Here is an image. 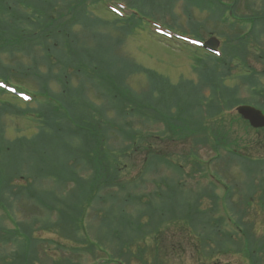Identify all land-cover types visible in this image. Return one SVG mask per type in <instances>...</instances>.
I'll return each mask as SVG.
<instances>
[{
	"label": "rangeland",
	"instance_id": "1",
	"mask_svg": "<svg viewBox=\"0 0 264 264\" xmlns=\"http://www.w3.org/2000/svg\"><path fill=\"white\" fill-rule=\"evenodd\" d=\"M88 1V10L92 12L93 17L98 19L99 23L87 25L85 28L82 24L75 25L73 30L78 32L79 36L76 50L84 53L83 60L103 67L100 75L119 74L117 77L118 85L124 91L125 96L122 94L121 101L128 97L130 104H132L131 95L136 96L137 100L142 99V95L143 98L152 101L160 89L155 92L151 83L161 77L169 79L172 85H178L185 80H194V83L199 81V75L195 73V67H193L196 59V56L193 57L192 55L193 47L191 49L185 43L190 46L193 45L189 41L176 38L178 34L185 35L187 39H192L191 37L195 35L203 36L205 40L216 37L220 41V47L224 46V43L231 37L229 36L231 31L218 22V19L222 18L219 5L211 6L204 0ZM128 1L132 2L133 11L137 13L138 18L133 20V25L136 26L135 30L126 33L114 26L118 19L109 5H115L117 9L120 6L119 3L122 4L125 7L122 18L125 19L131 13ZM223 1L226 4H232L233 0ZM251 1H254L257 7L261 3L260 0ZM59 2L62 7H65L66 4L62 0ZM243 2L244 0H240L238 9L243 8ZM61 5L54 13H59ZM238 12L241 14V10ZM227 16L228 14H226ZM150 21H158L166 27L173 28H170L172 40H168L159 34L155 30V24L153 26L151 22L149 25ZM228 22L230 23L231 19H228ZM191 27H196V30L191 29ZM242 41L244 45V40ZM31 50L32 54L22 52L12 54L9 49L0 53L1 64L8 66V71L0 70V80L5 79L18 89L35 94L36 90H43L40 82L35 79V76H32L33 73L30 70V67L35 63L38 71L46 74L45 89L50 91V94H40L44 97L39 96L31 103L18 99L7 101V96L0 94V242L3 239L6 241L0 243V252L14 256L12 258L0 253V258L5 257L6 263L15 264L16 252L17 256L20 257L21 250L24 251L26 245L42 244L44 239L53 238L58 239L62 244H69L71 237L68 232L73 228H81L82 226L89 229L86 233L88 234L87 237L92 241H100L90 246V251H97L96 255L85 253L84 260H77V257L75 260L67 251L56 252L54 246L42 244L38 248L40 260L31 257L29 264H41L39 262L51 264L48 255L57 259L63 257L69 263L81 261L80 264H94L93 260H99L96 264H100V261L107 263L113 260L111 254L116 252L114 250L115 243L109 244L112 248V252L109 253L104 248V243L106 242L105 245L108 243L105 239L107 234L102 233L97 236L93 229L100 227L101 219L108 213L109 208L114 206V209L118 210V204L112 203V196L116 195V201L120 202L123 198L122 195L129 192V190L123 192L117 186L121 181H124L131 182L130 184L138 183L139 186L131 190L133 197L131 203L124 206V213L137 215L142 210H146L150 213L156 212L155 215L159 216L160 213L167 211L168 215L171 216L173 224L167 223L166 220L161 232L159 230L153 231L160 232L155 233V235H162L159 237L161 238L159 242L162 249L161 254L169 258L170 264H248V260L240 253H216L212 257L204 256L202 254L203 246L199 244V234L196 230H192V224H188L187 232L184 231L185 216L200 193L211 187L210 178L214 174L221 179L216 189L220 198L224 196L225 185L235 193L227 208L224 210L220 208L217 213L211 215L214 217L224 216V229L241 235L234 223L239 217L238 211L243 206L246 207V200H248L249 195H252V202L248 207L251 214L247 216V220L254 224L257 233H263L264 209L261 207L263 189L260 183L262 174L257 175L256 180H254L261 190L253 188L250 184L252 177L240 161L232 162L227 166L228 151L226 149L220 150L221 160L218 165L217 161H213L215 156L217 157L216 152L211 147L201 148V146L198 148V157L202 162H208L213 174L204 176L202 172H195L194 165L191 162H186L183 158L184 153H188L192 147L191 141L182 142L181 140L174 139L171 141L167 139L168 137L163 131L169 129H164L165 124L155 121L149 114H136L135 112L132 116L124 117L121 110L118 111L121 103L118 104V108L111 106L103 90H98L92 86L90 81L82 75L74 73L72 69H69V73L65 74V78L71 82L70 85L78 88L84 81L88 87L83 94L74 91L73 99L79 104L67 106L66 102L63 101L64 98L61 97L63 92L64 97L67 93L62 84L64 79L61 77L59 68L49 69L47 63L42 61L41 57L45 51L41 46H35ZM262 61L264 62V59ZM262 61L258 62L251 59V63L258 71L263 70ZM123 63L129 65L133 63L134 66L138 64L143 70L153 71L155 77L158 76L159 78L148 77L143 70L136 71L133 66L120 68ZM10 69L13 72H9ZM240 72L243 71L234 70L232 78L227 79L226 84L232 88H237L236 98L238 100L257 106L255 102L257 100L261 102V99H258L248 85L242 83L239 78ZM23 74H27L28 77L21 78ZM95 83L99 84L100 79L96 78ZM260 84H264V79H261ZM206 94L208 95V90ZM139 95L140 97H138ZM45 98L50 99V105L43 113L40 109L44 107L43 103H47ZM5 102L13 103L15 108L5 110L3 108ZM85 103L86 106H84ZM18 109L25 112L19 114ZM105 110H107L106 114ZM86 112H88V116L84 118L74 116V114ZM127 122L134 123V128L140 129L139 136L135 140L136 144L123 138L120 132V126H125ZM84 124L87 125L88 128L86 129L88 130L85 129ZM81 127L86 130L87 138L80 135L79 128ZM233 127L232 139H241L242 144L248 142L253 144V142L258 141L257 147L259 148L251 149L250 154L253 158L264 156V149H260L261 147L264 148V133L248 130L244 124ZM98 136L102 140V148L108 160L114 164L118 162L121 170L117 174L119 176L117 184L114 183L109 185V188L105 187L100 190L93 188L94 199L91 202L88 199V189H91V183L88 181L90 179L94 183L91 178L92 176L97 177L95 175L97 169L94 170L95 165L89 163L86 157L90 160L91 157H98L96 153L100 152L99 147L94 150L88 148L90 145H94L90 138L95 140ZM18 140L19 142H17ZM126 147L128 148L126 149ZM148 147L153 151L152 154H148ZM81 148L83 150H80ZM121 150H125L127 154L121 156ZM154 152H158L162 157L153 154ZM150 158L151 170L149 169L144 174L146 171L144 168L147 167L145 160ZM175 163L184 165V173L179 170L178 166L175 169ZM73 172H76L83 180L81 184L85 190V196L77 198L80 201L75 198L79 192L77 189L79 183L74 178ZM139 195L146 197L143 199L135 197ZM199 201L202 202L200 204L202 209L212 206L210 199L205 198ZM75 206L83 211L85 219L84 217L70 218V225L65 228L57 225L52 226L61 219L62 210L65 211L67 217L73 216ZM73 220L75 221L72 225ZM197 227L199 228V226ZM121 228L123 231L125 230L124 227ZM103 231H108L107 226L104 227ZM108 235L110 236V234ZM155 235L146 238V260L148 262L154 261L151 251L156 243ZM5 236L7 239L3 238ZM58 240L55 242H59ZM21 244H23V248H21ZM12 245L17 248L13 253L11 252L14 249ZM46 246L47 248H45ZM135 247H133L134 250ZM142 247L144 248V245ZM173 249H177L178 254ZM99 251L104 252L106 256L99 258L97 256ZM206 251L208 250L206 249ZM8 258L11 259L8 260ZM121 260L130 262V264H142V260L137 259L136 256L129 260L121 257Z\"/></svg>",
	"mask_w": 264,
	"mask_h": 264
},
{
	"label": "trees",
	"instance_id": "2",
	"mask_svg": "<svg viewBox=\"0 0 264 264\" xmlns=\"http://www.w3.org/2000/svg\"><path fill=\"white\" fill-rule=\"evenodd\" d=\"M59 1L60 0H0V53L2 51H8L9 49L12 54L14 52L32 54L31 48L41 46L45 51H42V61L47 63L49 69L58 67L61 77L64 79L62 84L64 85L67 94L64 97L63 92L61 97L64 98L63 101L66 102L67 106H75L79 104L73 99L74 91H79L83 94L84 90L88 87L84 84V81L78 88H74L70 85L71 82L65 78V74L69 73V69H72L74 70V73L82 75L90 81L92 86L98 90H103V93L107 95L108 98H106L108 99V102L111 103V106L118 108V104L121 103L118 111L120 112L121 110L124 117L132 116L135 112L136 114H149V116L151 115L155 121H160L163 125L165 124L166 127L164 126V129H169L163 131V133L167 135V139H170L171 141L174 139L181 140L182 142L191 141L192 147L189 149L188 153H184L183 158L186 162H191L194 165L193 168L195 172H202L204 176L208 175L205 173L209 169L208 162L202 163L198 160V148L200 146L201 148L211 147L213 151L216 152L217 157L215 156L213 161H217L218 165L221 160V154H219L220 150L226 149L228 151L227 166L232 162L235 163L240 161L241 165L246 168L251 177H254L255 172L264 171V157L251 159L246 156L238 155V150L240 149L250 151V149L259 148L257 147L258 141L255 143L253 142V144L250 142L242 144L243 141L241 139L231 138V135L234 133V125L240 126L241 124H244L246 129L253 130L248 122L243 120L235 112L236 106L243 103V101L236 98L237 88H232L226 84V80L232 78V72L234 69L247 66V61L243 58L244 47L242 37L245 33V27L242 24L243 20H239L240 22H224L226 25L225 27L231 31V35H229L231 37L228 38L226 43H224L222 57L218 58L212 55L201 54L202 51L199 49L193 50L192 55L193 57L194 55L196 56L193 67H195V73H198L199 75V81L197 83H194V80H185V82L182 81L178 85H172L169 82V79L161 77L151 83L155 92L160 89L157 96L152 101L143 98L142 95V99L139 98L137 100L135 98L136 96L133 97V95H131L132 105L130 104L128 97H126L124 101H121L122 94L124 96V91L120 89L118 85L119 80L117 77H119V74L100 75L99 73L103 67L99 64L94 65L93 63L90 64L83 60L85 57L84 53L76 50L79 36L78 32L73 30L75 25L82 24L85 28L87 25L99 23L98 19L93 17L91 15L92 12L88 10L89 1L62 0V2L66 4L65 7H62ZM204 1L211 6H214L215 4L219 5L222 9V14L228 11L229 8L233 9L234 15L237 16V13H239L237 12V9L238 5H240V0H233L232 6L225 5L223 0ZM128 2L133 6L131 1ZM60 5L61 9L59 13H54V11H57L60 8ZM116 17L118 20L114 25L115 27L120 28L126 33L135 30L136 26L133 25V20L136 19V17L134 15L125 19L118 16ZM253 23L257 27L259 19L255 18ZM191 29L196 30V27H191ZM223 34L225 35L226 33ZM195 37L203 39V36L195 35ZM130 66L135 67L136 71L143 70L141 66L138 64L134 66L133 63L132 65L123 63L120 68ZM1 69L6 72L8 71V66H3L0 60V70ZM30 70H32V76H35V79L40 82L41 87L44 90H36V92L50 94V91L45 89L46 74L40 73L35 63L30 67ZM9 72H13V70L10 69ZM143 72L146 73L148 77L159 78L157 75V77H155L153 71L144 69ZM26 77H28V75L23 74L21 78L25 79ZM96 78L100 79L99 84L95 83ZM239 78L243 84L248 85L249 88L252 89V92L255 93L258 99H261V102L257 100L255 103L257 104V107L264 111V84H260L261 79H264V74L258 75L244 73L241 74ZM3 81L8 83L5 79H3ZM207 90L208 95L206 94ZM24 91L28 93V91ZM0 94L7 95V101L15 98L19 99L16 96L9 97L8 95L12 94L2 88H0ZM35 95L37 94L35 93ZM138 97H140V95ZM49 103L50 101L43 103L44 107L40 109L43 113H45V109L49 107ZM86 105L87 104L85 103L84 106ZM3 108L8 110L9 108H15V105L11 102H5ZM23 111L24 110L20 109L17 110L19 114ZM106 111L107 110H105V114ZM74 116L84 118L85 116H88V112L84 114H74ZM83 126L85 129L88 128L86 127V124ZM79 129L80 135H83V138H87L88 135L86 130L88 129L85 130L83 127ZM120 132L122 133L123 138L136 144L135 140L139 136L140 129H135L134 123L127 122L125 123V126H120ZM259 132L263 133L264 129L259 130ZM90 139L94 145H90L88 148L94 150L99 147L100 149V152L96 153L98 157H91V160L86 157V160H88L89 163L95 165L94 170L97 169L95 171L97 177L95 178V176H92L91 178L94 180L95 185L90 179L88 181L91 183V189H88V199L92 202L94 199L93 188L100 190L105 187L109 188V185L114 183L117 184V179L119 178L117 174H119L121 168H119L118 162L114 164L108 160L102 148V140L99 136L97 139L95 138V140L92 138ZM17 142H19V140ZM127 148L128 147H126V149ZM136 148H138V146H136ZM147 149L148 154H152L153 151L151 148L148 147ZM260 149H263V147ZM80 150H83V148ZM120 154H122L121 156H124L127 153L125 150H121ZM153 154L162 157L158 152H154ZM150 160L151 158L145 160L147 167L144 168L146 170L144 174H146L149 169L151 170ZM177 166L179 167V170L184 173V165L175 163V169ZM73 173L74 178L79 183L77 184L79 192L75 195V198H81V196L84 197L85 190L81 184L83 180L76 172ZM214 176L218 181H221L217 175ZM130 183L131 182L121 181L120 184H117L123 192L126 190H129V192L122 195L123 198L120 202L116 201V195H114V197L112 196V203L115 205L118 204V210L114 209V206L109 208L107 210L108 213H106L101 219L100 227L94 228L93 231L97 233V236L102 233L107 234L105 235V239H107L109 244L112 242L115 243L114 250L118 254L125 255L129 259L134 254L137 259L144 261V264H148V261L146 260V238L153 234L155 235V233H160L153 231L162 229L166 220L167 223L173 224V222L167 211L160 213L159 216L155 215L156 212L150 213L146 210H142L137 215L129 214L128 212L124 213V206L127 203H131V198L133 197V195H131V190L139 187L138 183ZM260 183L263 189L261 205L264 207V176ZM250 184L253 188L259 187V185L255 184L253 178ZM210 185L211 187L204 189L200 193V196L198 195L199 197H197L192 203L191 208L187 210L184 231L187 232L189 229L188 224H192V230H196L199 234V244L203 246L202 254H204V256L207 255L208 257H212L216 253H240L246 260H248V264H263L264 232L257 233L254 229V224L247 220V216L250 215L248 207L251 205V199H249L251 195L248 200H246V207L243 206L242 209L238 211L239 217L235 220V223L233 222L239 230L238 232L241 234L239 235L237 232L226 231L224 229V216L214 217L211 215L217 213L220 208L223 210L227 208L235 191H230L226 187L223 198H220L216 193L218 185L215 182H210ZM135 197L143 199L146 196L139 195ZM204 197L212 201V206L207 207L206 209L200 207L202 202L199 200H204ZM77 200L80 201V199ZM62 212L61 219L52 226L57 225L62 228L69 227L70 218L75 219L84 217L83 211L77 208V206H75V213L73 216L71 215L67 217L65 211L62 210ZM229 220H231V218H229ZM74 221L75 220L72 221V225ZM105 226H107V232H103ZM197 226H199V228ZM121 227H124L125 230L123 231ZM80 229H83L85 234L80 233ZM88 231L89 229L83 228L82 226L81 228L71 229L70 232H68V235L71 237L70 243L85 244L90 247L93 246V243L100 242L99 240L92 241L87 237L88 234L86 233ZM108 234H110V236ZM154 237L156 238V243L151 251L154 260L153 264H170L168 261L169 258L164 254H161L162 249L159 246L161 238L159 237H162V235H155ZM44 242L46 244L53 243L51 240H44ZM142 245H144V248ZM133 247H135V250ZM206 249L208 251L205 252ZM87 250L88 249L86 248L85 253ZM173 251L178 254L177 249H173ZM65 262L68 264V261ZM15 264H21V260L15 262ZM60 264H62V261H60Z\"/></svg>",
	"mask_w": 264,
	"mask_h": 264
},
{
	"label": "flooded vegetation",
	"instance_id": "3",
	"mask_svg": "<svg viewBox=\"0 0 264 264\" xmlns=\"http://www.w3.org/2000/svg\"><path fill=\"white\" fill-rule=\"evenodd\" d=\"M260 7L259 11L256 14L250 9V0H246L244 3V20H247V27L245 28V33H244V53H245V58L248 61L249 65V72L252 74H260L257 69L253 67L254 64L249 63L251 60V55L253 54L252 59L255 61L257 57L254 55L251 50L255 49L258 51V58L264 59V0H260ZM256 5V4H254ZM256 15V18L259 19V24L256 27L253 23V21H250V19H254ZM255 52V51H254ZM264 71V65H263V70ZM73 256L79 257L80 254L78 253H73L71 254ZM36 256H40L39 250L37 251Z\"/></svg>",
	"mask_w": 264,
	"mask_h": 264
},
{
	"label": "water",
	"instance_id": "4",
	"mask_svg": "<svg viewBox=\"0 0 264 264\" xmlns=\"http://www.w3.org/2000/svg\"><path fill=\"white\" fill-rule=\"evenodd\" d=\"M219 42L216 39H211L206 43L207 48H217ZM239 114L246 119L254 128H264V114L249 105H242L238 107Z\"/></svg>",
	"mask_w": 264,
	"mask_h": 264
}]
</instances>
